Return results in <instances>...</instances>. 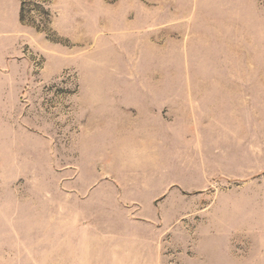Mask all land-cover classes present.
<instances>
[{"label":"rangeland","instance_id":"1","mask_svg":"<svg viewBox=\"0 0 264 264\" xmlns=\"http://www.w3.org/2000/svg\"><path fill=\"white\" fill-rule=\"evenodd\" d=\"M0 264H264V0H0Z\"/></svg>","mask_w":264,"mask_h":264}]
</instances>
